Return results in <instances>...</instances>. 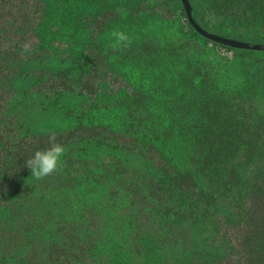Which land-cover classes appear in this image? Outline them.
I'll return each instance as SVG.
<instances>
[{
	"label": "trees",
	"instance_id": "trees-1",
	"mask_svg": "<svg viewBox=\"0 0 264 264\" xmlns=\"http://www.w3.org/2000/svg\"><path fill=\"white\" fill-rule=\"evenodd\" d=\"M131 3L84 17L75 55L55 36L66 17L46 30L49 0H0L2 264H264V59L195 30L178 44L149 36L122 48L132 80L102 46L109 26L131 24L125 10L157 14L155 0ZM191 3L202 27L264 43V23L235 20L264 15V0ZM196 35L239 53L233 75L197 57ZM40 100L69 104L74 124L34 127ZM50 135L62 167L36 180L24 161Z\"/></svg>",
	"mask_w": 264,
	"mask_h": 264
},
{
	"label": "rangeland",
	"instance_id": "rangeland-1",
	"mask_svg": "<svg viewBox=\"0 0 264 264\" xmlns=\"http://www.w3.org/2000/svg\"><path fill=\"white\" fill-rule=\"evenodd\" d=\"M98 1L101 0H49V23H47L46 30L50 32V30H52L53 28V24L59 25V18L66 17L68 19V23L61 26L60 33L56 34L55 36L60 37V34L62 33L64 37L63 40L66 39V42L68 40H71V45L69 46V48L71 49L72 53H75V55H77L83 45L87 43V39L89 36V26H82L84 24V17H91L92 15L97 14L101 11H108L109 9L107 8H111L113 4H116L118 7H121V9H124L122 7H124V4L128 3V6L130 7V4H132L131 2L134 0H102V2H106L105 7L103 3L99 5ZM141 1L144 2V0ZM210 1H214V3L218 4V6L227 9L226 0H218L221 1L220 3L216 2V0ZM154 5V9L157 14H146L143 12L137 14L135 12H132V10L130 9L125 10L120 17L124 18L121 19L123 20L122 23L125 20L130 19L128 22L131 24L123 23L120 25L119 23L115 26H109L104 34V40L102 39V46H104V48H118L119 52L117 53L116 58L120 59L119 65L121 67H124L125 71L128 73L126 74L127 77L131 78L132 80H138L139 73L138 71H136L134 65H131L130 63L129 65L126 63V58L122 56L123 52H125V49L122 50V48L125 45L118 46L115 43L112 37V33L114 31L126 32L130 37V40L127 44L137 46L141 45L142 41L146 40L149 36L152 38H161L163 40L165 39L167 45L174 43L178 44L181 40L190 38V36H192L194 33V29L190 25L185 10L179 0H155ZM150 9L151 8H149L148 10ZM229 12L234 13L235 9H229ZM241 16L243 17L235 18V20H238L236 22L237 27L243 26L251 29L255 27L258 29L261 28L259 24L262 25V23H264V15L255 16L252 14L251 20L245 19L247 18L246 15L242 14ZM204 28L209 30L210 32L221 35H228L231 38H235L245 42L256 43L253 37L247 36L246 32L241 33L243 34V36L236 35L237 32L234 30V28L226 30L221 26L215 28L214 25H210L209 28ZM258 30L260 31L261 29ZM50 37L53 36L50 34ZM194 39H197L198 42L200 44H203L206 49V51L204 52L205 54L201 53L197 49L196 51L195 49H192V52L195 51L196 53H198V58L201 57L200 59H209L213 63L226 65L227 69H230V74L233 75L235 71L234 64L235 61L238 60V52L234 50H228L219 45H216L213 42H205V40L198 35L194 36ZM253 55L264 59V52H255L253 53ZM225 61L227 62V64H225ZM46 103V101L40 100L36 102L35 109L30 110V116L36 122V126L34 127L41 129L43 128V126H46L47 123H49V125L47 126L56 125L57 127L74 124L75 119L71 118L70 115H67L70 110L69 104L62 101H57V103H53L52 101V103L50 104ZM48 106H51V109L53 108V110L44 111L43 109H46ZM95 118L100 122L104 119V117L100 116V114L95 116ZM2 263L3 262L0 260V264Z\"/></svg>",
	"mask_w": 264,
	"mask_h": 264
},
{
	"label": "clouds",
	"instance_id": "clouds-1",
	"mask_svg": "<svg viewBox=\"0 0 264 264\" xmlns=\"http://www.w3.org/2000/svg\"><path fill=\"white\" fill-rule=\"evenodd\" d=\"M112 37L118 46L127 45L130 40L129 35L124 31H114ZM49 144L47 148L37 149L24 161L31 172L30 176L36 180H42L62 167L66 146L57 142L55 135H50Z\"/></svg>",
	"mask_w": 264,
	"mask_h": 264
},
{
	"label": "water",
	"instance_id": "water-1",
	"mask_svg": "<svg viewBox=\"0 0 264 264\" xmlns=\"http://www.w3.org/2000/svg\"><path fill=\"white\" fill-rule=\"evenodd\" d=\"M180 1L185 10L189 23L194 28V30L204 38L211 40L217 44L227 46L233 49L264 52V43L245 42L242 40L231 38L229 36H224L221 34L210 32L209 30L205 29L194 17V7L191 3V0H180Z\"/></svg>",
	"mask_w": 264,
	"mask_h": 264
}]
</instances>
